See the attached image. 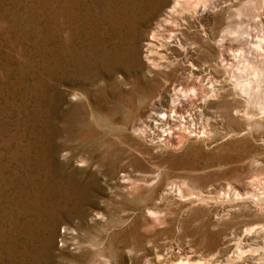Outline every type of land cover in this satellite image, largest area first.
<instances>
[{"label":"rangeland","instance_id":"obj_1","mask_svg":"<svg viewBox=\"0 0 264 264\" xmlns=\"http://www.w3.org/2000/svg\"><path fill=\"white\" fill-rule=\"evenodd\" d=\"M204 1L0 0V264H264V0Z\"/></svg>","mask_w":264,"mask_h":264},{"label":"bare ground","instance_id":"obj_2","mask_svg":"<svg viewBox=\"0 0 264 264\" xmlns=\"http://www.w3.org/2000/svg\"><path fill=\"white\" fill-rule=\"evenodd\" d=\"M199 1V3H200V0H198ZM206 1V0H205ZM204 1V2H205ZM203 2V3H204ZM180 3H182V4H185V6H187V7H195L196 5H197V0H176V4H180ZM202 3V2H201ZM182 4H180V5H182ZM206 4V3H205ZM205 4H201V5H203L202 7V9H201V12H205V11H210L209 9H207V5H205ZM175 5V4H174ZM176 6V5H175ZM200 6V5H199ZM218 6V5H217ZM211 8L213 7V6H210ZM216 7V6H215ZM174 8V7H173ZM221 8V7H220ZM191 9V8H190ZM195 9V8H194ZM193 9V10H194ZM173 10V9H172ZM192 10V11H193ZM215 10V9H214ZM219 11V10H218ZM173 12V11H172ZM171 12V13H172ZM213 12V11H212ZM194 13V12H193ZM217 13V12H216ZM208 14V13H207ZM218 14V13H217ZM212 15H214V14H212ZM217 16V15H216ZM172 18V17H171ZM200 19V18H199ZM218 24V23H217ZM167 41V40H166ZM170 43V42H169ZM175 44V43H174ZM169 45V44H168ZM177 48V47H176ZM165 49V48H164ZM167 49V48H166ZM170 49V48H169ZM179 49V48H178ZM184 49V48H183ZM185 53V52H184ZM220 63V62H219ZM222 65V64H221ZM250 66V65H249ZM193 68V67H192ZM241 86V85H240ZM242 87V86H241ZM240 87V88H241ZM236 88V87H235ZM239 88V89H240ZM246 89V88H245ZM243 91H244V89H243ZM245 91H247V90H245ZM156 117V116H155ZM180 264H189V262H185V263H180Z\"/></svg>","mask_w":264,"mask_h":264}]
</instances>
